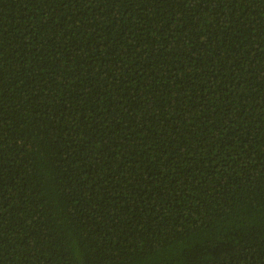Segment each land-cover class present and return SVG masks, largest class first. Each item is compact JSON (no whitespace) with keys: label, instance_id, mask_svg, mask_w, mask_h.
Masks as SVG:
<instances>
[{"label":"trees","instance_id":"16d2710c","mask_svg":"<svg viewBox=\"0 0 264 264\" xmlns=\"http://www.w3.org/2000/svg\"><path fill=\"white\" fill-rule=\"evenodd\" d=\"M0 264H264V0H0Z\"/></svg>","mask_w":264,"mask_h":264}]
</instances>
